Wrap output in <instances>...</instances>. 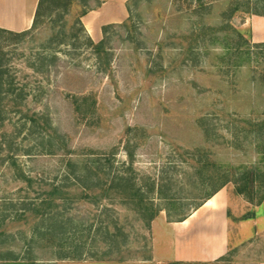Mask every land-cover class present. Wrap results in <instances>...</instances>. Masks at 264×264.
Wrapping results in <instances>:
<instances>
[{
	"label": "rangeland",
	"instance_id": "rangeland-1",
	"mask_svg": "<svg viewBox=\"0 0 264 264\" xmlns=\"http://www.w3.org/2000/svg\"><path fill=\"white\" fill-rule=\"evenodd\" d=\"M102 1L46 9L24 36L0 28V71L12 82L10 94L25 97L23 112L7 117L8 131L16 149L38 144L36 159L20 157L30 176L61 186L67 164L79 169L89 156L109 159L111 176L134 178L158 217L147 226L119 201L96 204L77 192L55 203L74 221L68 239L43 230L39 240L32 226L17 224L9 229L14 240H0V264H190L173 261V224L224 183L236 216L230 212V249L208 264L264 263V41L252 30V12L264 1L203 0L195 11V0H138L122 27L102 28L105 53L98 55L93 44L102 40L78 18ZM226 15L225 24L243 31L242 38L212 32ZM29 112L40 115L36 127ZM47 121L51 129L44 130ZM10 177L0 171V211L11 206L4 197L18 196ZM244 181L254 182L252 196L238 195ZM251 213L259 221H239ZM115 219L127 239L120 232L118 253L104 260L101 224ZM31 237L36 244L27 249ZM62 241L75 242V250L61 252L75 260H57Z\"/></svg>",
	"mask_w": 264,
	"mask_h": 264
},
{
	"label": "trees",
	"instance_id": "trees-1",
	"mask_svg": "<svg viewBox=\"0 0 264 264\" xmlns=\"http://www.w3.org/2000/svg\"><path fill=\"white\" fill-rule=\"evenodd\" d=\"M73 1L74 0H40L36 11L33 27L30 30L24 31L22 33H13L11 31L6 30L4 31L12 35L17 34L18 36L30 34L37 29L40 18L44 14L46 9H51L53 7L61 8L64 6L67 8L71 6L70 4H73ZM195 1H197L199 4L195 11L201 10L204 7L203 0ZM134 2H136L137 4L138 0H131L128 4L129 18L127 19V21H129L133 17L131 14V7ZM240 8L242 7L239 6L233 8L234 10L231 12V14H233L234 16L235 14L241 11ZM204 9L206 10V7ZM89 11H84L79 16L78 21L81 22V18L85 16ZM246 12L250 13L251 9L248 7ZM174 13H177V11H174ZM263 13L264 8L261 7H258L257 11L252 12L253 15L257 16H260ZM227 17L228 15L222 17V19L224 20V25L215 27V29L213 28L214 31L212 32L227 31L231 33H238V35L242 38L244 35L243 31L236 30L232 28L231 25L228 26L227 24H225V19ZM127 21L119 25L108 26L106 27L105 31L112 26H118L120 28ZM201 31L202 33L200 34L206 33L203 32V30ZM105 39L95 45L93 44L94 50L98 55H102L103 53H105ZM188 50H193L191 48V45ZM3 76L4 72L0 71V171L2 170L3 172L6 171L7 173H9L11 175L10 180L16 183L17 186H19V189H16L18 194L17 197H10V199H6L7 197H4V201H2L5 202V200H8L7 203H11L9 204L11 206H6L0 211V240L2 242H6L10 238L14 240V236L10 235L9 229L16 228L17 224L32 226V229L34 228L35 234H37V238L39 240H42L45 236V234H43V230L50 233L51 236H61L60 238H58L60 240H62V238L68 239V230H71L68 229V226L70 228V225L73 224L74 221L71 219V217H68L67 215V210L69 209L59 210L60 207L57 206L55 203L58 200L64 201L69 200V198L75 199V194L77 192L80 193L81 199L92 200L96 204L109 200L119 201L121 205L127 207V210L134 212L137 217L141 219L143 223L147 226L151 222H153L155 218L158 217L159 210L156 211V208L154 207V204L150 201L149 197L145 195L142 190L137 188L136 183L132 182V180H135L134 178L125 179L119 175H116L114 177L111 176L110 172L112 171V165H109L111 164V161L109 159H101L99 157H94V155L89 156L83 161L84 165L80 166V170L77 166H75L74 169V165L67 164V169L64 177V183L67 184L61 186L53 184L51 181L49 182L45 178L37 179L36 177H32L27 174L25 171L24 164L20 163V157L25 156L29 160L36 159L32 158L34 156L33 150H36L39 147L38 144H36L35 146L30 147L29 149L27 148L25 150L20 149V147L18 149L15 148L17 138L9 134V120L7 117L12 112H23L25 97L23 93L19 95L10 94L11 91H13L12 82H6L3 79ZM9 96L11 97V99ZM39 116L40 115L35 112H29L25 115L27 119H29L35 124L33 125V127H36ZM45 124L43 125L44 130L51 129V124L49 123V121H47V123ZM47 132L49 133L50 137L54 135V133L52 132ZM53 137L56 138L55 135ZM22 152L24 154H22ZM130 158L132 164V156H130ZM247 178L248 180L250 179L249 176H247ZM71 180L73 181L71 182ZM253 183V181H248V183L244 181L242 185L239 184L237 186L238 195L252 196ZM225 184L226 183H224L223 186L218 188L215 193H218L220 190H222L225 187ZM73 186H76L77 190H74ZM261 201H264V196L261 198ZM251 214L252 215L243 216L239 219V221L245 222L251 219H255V213ZM189 216L190 214H186L180 222L186 220ZM115 220L108 221L109 223L105 222L101 224L102 229L106 231L107 236L105 237V240L107 241V248L109 249V251L105 252V255L100 257L104 260L108 258L110 259L112 258V256H114L115 253H118V251L116 250H118L120 246L119 241H117L120 239L118 238V236H121L120 232L122 233V237H125L127 239V235H123L125 227L121 226L118 223L119 219ZM60 222L62 223V226H64L61 229V232L57 231L61 228ZM58 232L61 235L57 234ZM25 244H27V249H29L31 247V244H36V241H34V237H31L29 239V243ZM58 247H60L61 251H59V253H57V256H55L57 260L62 261L66 259H72L74 255H64L65 253L61 252H63L67 248H73V250H75L74 241L72 242V244H68L67 241H62ZM16 256L14 255L15 258H17ZM72 260H75V258ZM6 264L24 263L18 261L17 259H11L10 261H7Z\"/></svg>",
	"mask_w": 264,
	"mask_h": 264
},
{
	"label": "crops",
	"instance_id": "crops-1",
	"mask_svg": "<svg viewBox=\"0 0 264 264\" xmlns=\"http://www.w3.org/2000/svg\"><path fill=\"white\" fill-rule=\"evenodd\" d=\"M40 0H0V28L21 33L33 27ZM131 0H103L102 5L81 18L88 33L101 41L102 28L119 25L129 18L128 4ZM253 34L264 41V16H254ZM229 193L219 191L213 198L195 210L182 222L173 224L172 249L177 255L173 260L180 263L208 264L221 260L230 249ZM264 205V201L262 203ZM236 217V216H235ZM255 222L259 218L253 219ZM251 221V220H250ZM170 242V243H171ZM264 264V263H262Z\"/></svg>",
	"mask_w": 264,
	"mask_h": 264
},
{
	"label": "bare ground",
	"instance_id": "bare-ground-1",
	"mask_svg": "<svg viewBox=\"0 0 264 264\" xmlns=\"http://www.w3.org/2000/svg\"><path fill=\"white\" fill-rule=\"evenodd\" d=\"M213 205L214 201L212 199L208 200V204Z\"/></svg>",
	"mask_w": 264,
	"mask_h": 264
}]
</instances>
